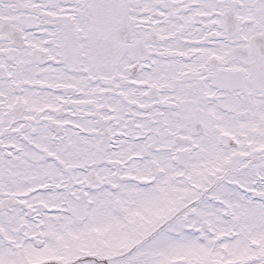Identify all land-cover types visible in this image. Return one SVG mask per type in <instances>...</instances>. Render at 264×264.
I'll use <instances>...</instances> for the list:
<instances>
[{"label": "snow or ice", "instance_id": "obj_1", "mask_svg": "<svg viewBox=\"0 0 264 264\" xmlns=\"http://www.w3.org/2000/svg\"><path fill=\"white\" fill-rule=\"evenodd\" d=\"M0 264H264V0H0Z\"/></svg>", "mask_w": 264, "mask_h": 264}]
</instances>
